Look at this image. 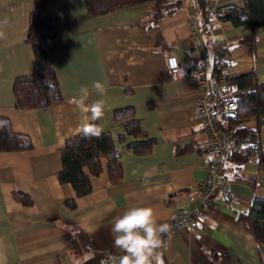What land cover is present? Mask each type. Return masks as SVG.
I'll use <instances>...</instances> for the list:
<instances>
[{"label": "crops", "instance_id": "1", "mask_svg": "<svg viewBox=\"0 0 264 264\" xmlns=\"http://www.w3.org/2000/svg\"><path fill=\"white\" fill-rule=\"evenodd\" d=\"M227 5L242 6L243 0H215L212 18L202 15L196 0H181L178 11L151 25L149 4L93 15L84 0H49L48 10L57 20L48 56L62 100L25 110L15 106L13 83L36 68L32 45L24 38L34 0H0V20L8 21L0 39V116L33 143L28 150L0 152V255L6 264H99L106 250H119L111 227L126 209L150 206L162 224L196 206L189 195L206 177L211 157L203 122L193 112L202 91L188 74L201 58L199 45L208 50L210 82L219 45L227 50L234 74L253 69L256 80L264 82V26L253 29L255 49L250 51L242 41L252 31L248 24L217 19L216 10ZM169 54L177 57L176 70L167 68ZM95 80L107 85V106L94 123L111 133L121 177L113 182L102 158L101 171L90 174L91 191L78 197L70 183L58 179L60 149L90 122L70 101L83 85L89 86V102L100 98L91 89ZM123 107L134 109L151 141L144 153L127 147L140 138L114 120V111ZM232 171L237 198L216 194L220 208L171 234L160 249L162 264H264V245L238 217L253 197L264 199V170L250 159L240 170L248 180ZM18 191L31 202L17 199ZM66 199H74L75 206ZM74 227L89 235L91 249H71Z\"/></svg>", "mask_w": 264, "mask_h": 264}, {"label": "trees", "instance_id": "2", "mask_svg": "<svg viewBox=\"0 0 264 264\" xmlns=\"http://www.w3.org/2000/svg\"><path fill=\"white\" fill-rule=\"evenodd\" d=\"M202 15L206 16L208 0H196ZM49 0H34L35 10L31 14L30 23L25 33V41L32 45L36 68L27 75L15 78L13 93L15 106L20 109L48 107L59 103L62 95L58 80L50 63L48 52L55 39L56 17L48 10ZM86 9L93 15L104 14L120 7L149 4L151 7V25L169 16L181 7V0H84ZM220 21L229 22L233 26L248 24L252 31L243 38L250 51L255 49L253 29L264 26V0H243L242 6L227 5L216 10ZM234 89L236 110L229 115L226 124L232 131L236 141L232 143L225 163L232 167V174L242 179L240 170L245 162L255 159L260 169L264 170V82L256 80L253 69L233 74L230 79ZM114 120L124 127L128 134L140 138L130 143L128 148L135 152H146L151 144L146 133L141 129L134 109L123 107L116 109ZM31 138L12 128L10 119L0 116V152L20 151L32 148ZM61 167L57 172L60 182L70 183L76 196H84L91 191L90 174H98L102 169V158H105L110 179L115 182L121 177V164L118 159V148L113 142L110 132H104L100 138L89 137L81 132L65 140L60 149ZM88 169V170H87ZM15 197L30 203V197L18 191ZM65 203L75 206L74 199H66ZM238 217L250 228L256 242L264 245V199L253 197L248 208L238 213ZM92 248L89 235L79 227H74L71 249L76 253Z\"/></svg>", "mask_w": 264, "mask_h": 264}, {"label": "built area", "instance_id": "3", "mask_svg": "<svg viewBox=\"0 0 264 264\" xmlns=\"http://www.w3.org/2000/svg\"><path fill=\"white\" fill-rule=\"evenodd\" d=\"M214 1L208 0L206 6V13L210 18L214 17ZM198 48L201 51V58L195 66L190 68L188 74L202 91V95L194 105L193 112L203 122V128L209 139L211 157L207 165L206 177L197 183L195 191L189 195V200L196 206L186 212H177L166 222L170 225V230L161 237L163 240L162 248L171 234L218 210L220 205L215 200L216 194H220L228 200L237 198L229 176L232 168H229L225 163L230 147L236 141L232 131L226 128V120L229 115L235 112L237 106L233 98L234 87L230 82L233 75L232 69L227 59V50L223 45H219L215 50L217 71L213 73V81L210 82L206 62L207 47L199 45ZM166 65L172 71L180 66L174 54L167 56ZM123 254L120 250H106L99 258V264L106 260L108 264H119V258Z\"/></svg>", "mask_w": 264, "mask_h": 264}, {"label": "clouds", "instance_id": "4", "mask_svg": "<svg viewBox=\"0 0 264 264\" xmlns=\"http://www.w3.org/2000/svg\"><path fill=\"white\" fill-rule=\"evenodd\" d=\"M8 25L7 19L0 20V39L4 38L2 30ZM100 98L89 102V86L80 87L77 95L71 98L90 121L83 126L86 136L100 138L103 129L94 122L103 118L106 109L107 85L101 80L91 84ZM170 225L158 223L155 211L150 206H133L114 219L111 227L113 246L124 253L119 264H162L160 249L163 246L162 235L168 233ZM111 259V258H109ZM0 264H6V258L0 255ZM102 264H108L103 261Z\"/></svg>", "mask_w": 264, "mask_h": 264}, {"label": "rangeland", "instance_id": "5", "mask_svg": "<svg viewBox=\"0 0 264 264\" xmlns=\"http://www.w3.org/2000/svg\"><path fill=\"white\" fill-rule=\"evenodd\" d=\"M232 73H233V71H232ZM234 74V73H233Z\"/></svg>", "mask_w": 264, "mask_h": 264}]
</instances>
